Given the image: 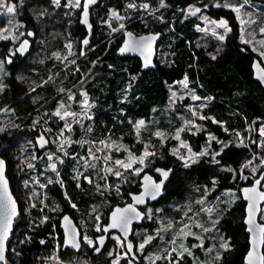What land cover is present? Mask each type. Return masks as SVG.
<instances>
[{"label": "trees", "instance_id": "1", "mask_svg": "<svg viewBox=\"0 0 264 264\" xmlns=\"http://www.w3.org/2000/svg\"><path fill=\"white\" fill-rule=\"evenodd\" d=\"M5 1L19 4L21 0ZM50 1L26 0L24 6L19 8V20L23 22L24 32L33 30L39 36L43 19L47 20L52 29L67 32L69 39L75 41V48L82 56L80 52L81 40L87 32L80 25L81 11H78L72 21L65 25L63 9H53ZM250 1L258 4L264 3V0ZM162 3L164 6H161ZM208 3L211 1L100 0L92 11L94 33L91 47L96 46V48L90 53V60L83 71L78 70L73 74L77 80L85 77L84 84L91 95V100L96 101L95 116L93 117L96 127L90 131L79 129L75 132L76 137L82 135L83 138H88L89 145H92L91 141L93 140L97 142L121 141L125 147L136 153H140L144 142L147 141L149 142L147 147L157 150V154L152 157L149 163V168H153L155 164L167 169L173 168L165 195L153 207V209H161V211L158 215H153L152 222L145 221V229L140 231L138 239H144L146 236L154 238L146 245L141 254L138 252V261L130 257L119 259L114 240L109 242L100 255L93 256L92 259L80 253L66 254L62 248L61 228L58 224L56 225L53 216L61 210L60 206L65 207L66 211L71 214L75 210L69 205L64 189L58 184L49 185L45 192L48 197L46 205L42 202L43 198H40L37 206L30 204L33 189L26 181H32L35 174L40 175L43 172V165L39 164L36 170L29 167L31 157L24 161L21 159L19 142L27 135L29 137L32 132V143L28 144L27 148L31 150L32 154H40L37 152L33 140L36 130L28 128H26L28 130H22L21 125L13 124L0 135V155L7 161L12 187L15 192L17 191L20 199H23L26 208L23 209L22 217L15 225L14 240L11 242L5 264H46L55 255L61 259L62 264H71V262L79 260H85L87 264H114L115 259H118L117 264H170L171 261L166 258V254L157 262L149 263L147 261V256L150 253H162L170 248L168 239V247L161 250L156 249L160 241L159 234L155 233L158 219H165L177 226L182 224V227L187 219L190 220L192 216L193 218L197 217L194 212L186 217L182 215V208L189 200L191 192H201L200 194L212 204L228 191L235 193L236 200L232 204L230 201L223 203L215 217L218 218L216 234L228 240L229 245L222 251L216 264H245V256L249 251V235L245 225L246 201L242 190L245 186L251 185L254 178L244 179V174L248 172L246 167L248 162L253 159L260 162V159L264 158V146L263 148L257 147L260 140L258 130L264 123V88L254 78L252 70L254 57H260L248 45L240 41V25L237 17L233 10L225 7L207 6L209 10L202 12L208 13L216 20H226L231 28L221 50L214 56L208 53L213 50V45L205 47L201 44L202 33L197 28L201 24L198 19L200 14H193L196 6ZM129 4H134L135 7H129ZM144 5H148L149 9H158L157 14L147 16ZM112 8L127 16L130 22L128 29L137 34L159 31L164 33L161 40L163 44L161 57H157L156 69L143 72L138 57H121L116 54L124 39V34L111 32L109 26L105 24ZM46 11L49 13L43 17L42 13ZM24 36H27V33H24ZM212 43L213 41L210 44ZM7 47V42L0 43L2 55L7 52ZM59 47L63 50V43ZM82 59L83 57L79 62ZM25 64V58L17 55L12 66L8 67L10 75L5 79L7 89L3 95L5 104H10L15 108L20 118H27L30 114H35L36 109L40 106V104L32 105L30 103L28 90L17 82L16 74L13 71L14 67H23ZM185 78L188 79L190 87L201 99L207 97L212 99V102H206L202 109L204 120L201 123L204 126L205 134L187 136L192 147L195 151L200 152L203 144L207 141L206 134H213L216 137V140L209 145V154L189 167H185V164L170 152L174 146L172 141L163 145L158 138L154 137L157 123L154 122L140 138L136 136L134 129L135 123L139 119L150 120L153 116L159 115L154 111L157 107L166 104L169 86ZM62 83L65 87L72 84L67 78L59 79L57 84L60 86ZM59 92L60 90H54L46 98L47 100L53 99L52 110L58 101L56 96ZM22 98H26V101L23 99L24 102H22ZM171 114H174V118H172L175 122L174 125L181 124V122L175 121L176 112L173 111ZM161 116L162 120L157 125L168 128L172 121L170 116L166 117L168 114L166 115L165 112H161ZM52 118L51 128L59 131L60 123L53 116ZM29 123V121H25L23 124L28 126ZM220 123L224 126H221ZM39 127L42 128V126ZM240 132L245 139L248 137V142H244L243 145L239 144L238 134ZM78 138L80 139V137ZM102 165V160H99L95 169L89 170L93 176H96L97 171L99 173L101 186L97 193L76 190L73 168H78V166L73 158L61 162L59 172L68 195L79 207L80 215L87 216L89 214L93 217L96 209L101 213L103 223H106L108 213L114 203H121L127 196V192L139 190L141 175L119 176L118 178L113 175L108 178L103 177L100 171ZM263 171L264 165H261L256 178ZM56 176V172L45 171L42 182L48 184L49 179H55ZM201 208L202 205L199 203L195 207L199 212ZM46 217H49V220ZM203 219H208L207 214H203ZM261 222L263 221L261 220ZM189 240L192 239L189 238ZM209 241V239L206 240L205 246ZM195 252L198 256L199 249H195ZM184 258L181 264L192 263V257L185 256Z\"/></svg>", "mask_w": 264, "mask_h": 264}, {"label": "rangeland", "instance_id": "2", "mask_svg": "<svg viewBox=\"0 0 264 264\" xmlns=\"http://www.w3.org/2000/svg\"><path fill=\"white\" fill-rule=\"evenodd\" d=\"M25 1L26 0H21L19 4H15L16 8L14 13H8L6 6H0V35L7 37L6 39L0 38V43L7 42V51L12 53L14 52V45L17 44L19 40L24 36V33H26V31L24 32L23 30V22L19 20V8L24 6ZM210 1L211 3L196 6L195 8L199 9L207 6L219 8L225 7L223 6L225 4L237 6L242 2V0ZM50 2L51 6H53V9H63L62 13H64L63 15L65 19L63 21L65 25L69 24V22L72 21L73 17L77 15V12L81 9L82 6V0H80L79 7L76 6L75 0H60L59 5L53 3V0H51ZM7 4L14 3H8L5 0H0V5ZM217 4L221 6L217 7ZM225 8L233 10V7ZM144 9L147 12V16L155 15L158 12V9H149L148 7H144ZM47 13L49 12L46 11L45 13H42V16L45 17L46 15H48ZM113 13H117L120 19H117L113 15ZM234 13L240 25V41L243 44L248 45L261 58V62L264 64V55H261V53H264V44H261V41H264V33L260 32V27L264 26V3H253L249 0V4L245 5L244 8L241 9L240 14H237L235 11ZM241 18H243L244 20L255 21V23L241 24ZM198 19L201 22V24L197 27L202 33L201 44L205 47H211L213 45V50L208 53L214 56L216 52L221 50L224 44V40L231 32V28L226 20L221 19L227 22V27L230 29V31L225 33L224 28L218 27V23L221 20L212 18L206 12L198 15ZM42 24L43 25H41L40 27L39 36H37V38L34 40V49L25 58L26 64L23 67L16 66L13 68V71L16 74L17 82L21 85V87L28 90V94L30 95L28 99L30 103L32 105L40 104V106L36 109L37 112L35 114H30L27 118H20L16 109L13 108L10 104L8 106L5 103L0 104V129H3V131H0V135L5 133L6 130L10 128V126H13V124L21 125L22 130H25L26 128H28L29 130H35L38 126H42L48 134L51 133L52 135L51 141L54 144V148L51 150H47V148L42 152L41 156H38L35 153L32 154L31 150H28L27 148V145L32 143V132H29V137L27 135L23 140L19 142L21 147L20 156L23 161L31 157L29 160V165H32V168H34L35 170L37 169V166L39 164L43 165V172H41V174L38 176L37 174H35L36 176L34 177V179L27 182L30 186L34 185V187H32L33 193L31 194V205H33V202L36 199L45 197L44 188L46 184L42 182V178L45 176V171H52L53 173L56 172V178L49 179V182H57V184L61 185L62 188H64V184L61 182V178L59 175V164L63 162L67 157H71L70 152H68V144L72 142L71 135L74 129V125L77 124V122H80V118H82L83 116L84 118H87L91 124L93 120L92 118L95 116L94 109L93 113H91V110L96 104V101L89 100L88 94L90 93H88V91L86 90L81 89L78 91V93H73L74 91H68L56 102L55 107L51 112V104L53 99L51 98V100H47L46 98H48L54 90L62 91L65 88V82H63L64 84L62 83L59 86L57 84L58 80L61 78H67L70 81L72 78L73 80H76L75 76H73L74 72L78 70L83 71L84 67L88 65V62L90 60V53L94 51L96 46H90L86 50V53L88 54L83 57L81 62H79L82 56H80L78 50L75 48V41L73 39H69L67 32L52 29L48 21L44 19ZM105 24L109 26L111 32L113 33L119 32V34H125L127 31H132L128 29L130 22L127 16L121 14L114 8L110 9L108 20L105 22ZM121 25H123V27H121ZM4 29H7V31L5 32ZM213 33L216 34L214 35ZM220 35H224L223 40L219 38ZM212 41L213 43L210 44ZM245 41L248 42L245 43ZM61 43H63V50L59 47ZM162 45L163 44L160 42L158 46V58L161 57ZM0 61L3 60L0 59ZM60 65H62L61 68ZM9 75L10 70L7 68L6 63L3 61V63L0 64V86H2V88H0V102L3 99V95L5 94L6 90L5 79ZM194 96L199 97L196 91L190 87L187 78L179 82H175L173 85L169 86V96L166 104L162 107H157L154 111L159 115L153 116L150 120L139 119L135 123L134 129L136 136L139 138L142 137L145 131L151 128V125L154 122L157 124L160 123V120H162L161 112H165L166 115L168 114V116L166 117L170 116L172 120V118H174V114H171V112L174 111L176 112L175 121H179L178 123L181 122V124L175 126V122L173 120V122L171 121V124L166 121V123L170 124L168 125V128L159 127V125L156 124L154 137L158 138L163 145L169 141H172L174 143V146H172L170 152L173 153L176 158H178L184 164L185 160H187L188 164L191 165L193 164L192 160H195L197 162L200 158L208 155L210 152V143L216 140V137L213 134H206L207 141L205 144H203L202 150L200 152L194 150L187 136H196L201 133L205 134L204 126L201 123V121L204 120L202 109L206 105V102L210 103L212 102V99H209L211 97H207L208 99H193ZM23 99H25L26 101V98H22V102H24ZM60 104H64V108H60ZM69 108L75 109L68 110ZM57 110L61 112V115H63L65 111L76 113V115L70 116L67 119H61L60 117L55 115ZM52 116L56 117V119L60 123L59 131L50 129V126L52 127ZM141 120L144 121L143 125H139L138 123ZM167 120L170 119L167 118ZM25 121L30 122L28 126H25L23 124L25 123ZM220 124L221 126H224L222 123ZM261 128H264V123L261 124L258 130V133L260 135V140L257 143L258 148H263L264 146V135H261L260 133ZM51 130L53 131V133ZM157 133H159L160 135H157ZM177 136H179V139L176 138ZM238 136L240 139L239 144L243 145L244 142H248V137L245 139L241 132L238 134ZM147 145L149 146V142H144L143 148L141 149L140 153H136L135 151H132L129 148L125 147L124 143H122L121 141H95L94 146L89 145L87 147L88 153H84L78 157V161H76L78 168H73L74 173H76L77 177L80 178L83 171L89 172L90 169H95V166L98 164L99 160H102L103 167L100 171L101 176L103 177L106 176L108 178L110 175H113L114 177L118 178L119 176L125 177L128 175H141L145 172L146 168L149 167V163L151 162L152 157L157 154L156 149H150L149 147H147ZM189 149H191V151H189ZM145 151L150 153V155L144 156V162L143 164H141L139 163V158L143 156ZM200 153L206 154L199 155ZM62 154L65 155L63 156ZM213 154L215 156V153ZM15 156L17 157L16 154ZM49 157H51V159H49ZM130 157L133 159L130 160ZM181 157H185V159H181ZM188 157H191V159H187ZM116 160H121L125 164L131 163V167L124 168L120 165H117L115 163ZM252 162L255 163L253 164ZM53 164L55 165V169H53L52 167ZM261 165H264V158H261L260 162L255 161V159L248 162L246 166L248 168V172L244 174V179H255ZM117 171L120 173L119 176L115 175V172ZM98 174L99 173L97 171L96 176H94V182L96 181L100 187L101 182L99 180ZM200 193L201 192H191L188 197L189 200L187 202L185 201L186 205L184 208H182L183 217H186V215H190V213L192 212H194V215L197 214V217H190V220L187 219L182 227V224H179V226H177L174 223L165 221V219H158L159 222L156 227L155 233L159 234L160 241L157 244L156 249L161 250L166 246L168 247V245L170 246V248H167L168 250H166V252L164 251L162 253L155 254L150 253V255L147 256V261L149 263L161 260L166 254V258L171 261L170 264H177V261L179 262V264H181V262L185 259V256L193 258L191 264H216V260L219 259L222 251L228 248V240L219 237L218 234H216L218 232L216 228L218 218L215 216H217L219 208H222L223 203H226V201H230L232 204L236 200V197L234 196L235 193L232 191H228L224 194L223 197H218L212 204L209 203V200ZM199 201H203V203H200ZM198 203L202 205L200 212L199 210L195 209ZM160 211L161 209L155 210L153 208H150L148 210V213L149 215L151 214L153 216L154 214L158 215ZM262 213H264V205ZM203 214H207V220L203 219ZM94 216L95 226L98 224L96 228H99V224L103 222L102 215L95 209ZM261 220L264 223V214H262ZM185 225H187V227H185ZM197 225H200L202 227H198ZM188 233L191 234L189 235ZM140 234L141 233L137 234L138 238ZM117 237V235H114L112 238L117 245L116 253L118 258L120 259L123 257H129L124 248V243L119 237V239H117ZM147 237L148 236H146L144 239H139L138 241V252L140 254L144 251L148 243L145 245L142 251L139 249V245L143 243ZM189 238H191L192 240L190 241ZM208 239L210 241L208 245L205 246L206 240ZM224 244H227V248L222 247V245ZM181 245H183V248H181ZM184 248L190 249L191 255H189L188 252H185ZM195 249H199L198 256H196L195 254ZM181 253H183L182 256L180 255ZM117 262L118 259H115L114 264H117ZM46 264L62 263L61 259L57 255H55L49 261H47ZM71 264H87V262L85 260H79L76 262H71Z\"/></svg>", "mask_w": 264, "mask_h": 264}, {"label": "water", "instance_id": "3", "mask_svg": "<svg viewBox=\"0 0 264 264\" xmlns=\"http://www.w3.org/2000/svg\"><path fill=\"white\" fill-rule=\"evenodd\" d=\"M99 1L100 0H95L94 3H91L90 0H84V3H83V8H82V11L80 13L79 21H80V25L86 29L87 34L81 41V54L82 55H84L86 53V50L90 47L91 42H92L93 33H94V25L92 23L91 8L94 7L96 4H98ZM85 8L87 9V16L86 17L84 16V9ZM199 9H200L199 12H195V10L193 12H195V14H201L204 10H207L208 7L199 8ZM85 19L87 20V23H84ZM29 32L33 33V35H31V36L28 35V37L23 39L18 44V46L16 48L17 54L20 56H23V57L27 56L31 52L32 47H33L32 40L35 38V32L34 31H29ZM129 33H131V36L128 35ZM163 36H164V33L161 31H159V32H148V33H144V34H137L133 31H127L124 34V39H123L122 43L120 44V46L118 47L116 54L118 56H121V57H123V56L138 57L141 61V70L143 72L151 70V69H156L157 68L156 62H157V57H158V46H159ZM141 37H154V39H151L150 41H142ZM85 40L88 41L87 44L83 43ZM24 41H27L26 46L24 45ZM125 45L129 46V50L121 52V49L124 48ZM243 50H244V48H243ZM7 61H8V64H11V58L10 57L7 58ZM252 70H253L254 78L264 88V79H261V76H264V71H262V70H264V64L261 62L260 58H258V57L254 58L253 63H252ZM41 137H43L44 141H46V143H44L43 147H41V139H40ZM36 145H37L38 151L43 152L49 147L50 141L48 140V138L43 133H41L36 138ZM0 159H2L4 161L3 178L7 181L8 192L11 194L12 199L15 201L16 211L18 213L12 219L10 231L8 232L7 239L4 242V259L0 260V264H5L7 257L9 255V252H10V245H11V242L13 240V230H14L15 221L17 219H19V217L21 216V210H20L19 203L16 200V198L12 192L9 178L7 177V171H8L7 161L1 155H0ZM157 169L168 172L167 178L165 179L162 175V172L157 171ZM172 173H173V168L167 169L164 167H157L154 170V174L159 175L161 177V180L159 182H157L155 179V176L149 172L144 173L140 177V182H141L140 192L131 193V195H130L131 202L130 203H127L125 205H116L110 211L109 216H108V223L103 227L104 234L98 238V241H99L100 238L103 237L104 243L102 246L99 245V247H98L99 251L97 253L102 251L105 244L107 243L109 235L111 233L117 232L121 235L122 239L125 241L126 249L129 253V255L131 256V259H133L135 261L138 260V257L135 253V244H134L133 240L131 239L133 232H134V227L135 226H141L143 224L145 216H146L143 209L148 205V203H157L161 199V197H163L165 195V193H166L165 187L167 186V184H168V182L172 176ZM261 176H264V171L259 175V177L257 179H255L253 181V183L251 185L243 188L242 192L244 195V199H245L244 189H250V188L256 187L258 189V191L264 192V188H263L264 180L260 179ZM146 177H150L151 179L150 180L146 179ZM257 180L260 181V183L258 185L256 184ZM161 181H163V183H162V186L160 188V192L156 196L155 199H151L150 196L145 195L146 188H148L149 185H151L153 182L156 184H160ZM0 191H2V184H0ZM136 197H142L144 199V203H137V201L135 199ZM245 201H246L245 225H246V231L249 235V251L245 256V264H248L249 253L253 249V237L258 232V229H255L253 232L249 231V228L253 227L252 225L247 223L248 215H249V205H250L251 201H249L247 199H245ZM263 205H264V200L258 201V203H257V209L258 210L254 215V220H255L256 225H264V223L261 222ZM129 208H135V212L129 211L128 213H126V215L132 217L131 222L128 224V227H127V235H125V233L123 231H121V229H119V228H110L109 225L112 223V214L114 212H116L117 209L123 210V209H129ZM137 214H139L138 218H137ZM65 217H67V221L65 220ZM2 220H3V213H2V210H0V221H2ZM106 228L108 229L107 231L104 230ZM61 229H62V231L64 233V237H65L64 248H74V247L70 246V244L68 243L69 237L74 235L76 240L79 243V247L74 248V249L76 251H79L81 249V231L70 215H65L62 217ZM129 243L133 245L131 251H129L127 248V245ZM255 247H256V252L254 253V259L256 256L264 255V245L256 244ZM256 264H258V262H256Z\"/></svg>", "mask_w": 264, "mask_h": 264}, {"label": "flooded vegetation", "instance_id": "4", "mask_svg": "<svg viewBox=\"0 0 264 264\" xmlns=\"http://www.w3.org/2000/svg\"><path fill=\"white\" fill-rule=\"evenodd\" d=\"M83 3H84V0H82V6H81V9L79 10V11H82V8H83ZM95 8V6L94 7H92L91 8V14H92V11H93V9ZM203 8H205V7H203ZM209 9H207V10H204V11H208ZM29 31H33V30H28L26 33H27V36H23L20 40H19V42L17 43V44H15L14 45V52L12 53V52H9V51H7L6 53H3V55H2V51H0V59L1 60H3L5 63H6V66H7V68L8 67H11L12 66V64L14 63V60H15V58H16V56L18 55L17 54V52H16V48H17V46H18V44L23 40V39H25V38H27L28 37V32ZM37 38V33H35V38L32 40V42H33V47H32V50L34 49V40ZM82 41V40H81ZM91 46V45H90ZM81 47V46H80ZM32 50H31V52H32ZM30 52V53H31ZM80 52H81V48H80ZM29 53V54H30ZM28 54V55H29ZM88 53H85L84 55H82V57H84V56H86ZM27 55V56H28ZM18 56H20V55H18ZM27 56H20V57H23V58H26ZM8 57H10L12 60H11V64H8V61H7V58ZM255 58V57H254ZM7 61V62H6ZM46 65V64H45ZM9 77V76H8ZM85 77H83V78H81V79H79V80H77L76 79V81L75 80H73V82H72V84L71 85H68V87L66 86L65 88H64V90H62V91H60L58 94H57V96H56V98H58V100L62 97V96H64L65 94L64 93H67L68 91H74L73 93H78V91L79 90H81V89H83V90H86V91H88L87 90V88H86V86H85V84H84V82H85ZM83 83V84H82ZM81 85V86H80ZM78 87V88H77ZM81 87V88H80ZM6 89H7V87H6ZM5 92H6V90H5ZM89 93V92H88ZM89 95V100H91V95L90 94H88ZM3 103H5V100H4V98L2 99V101L0 102V104H3ZM67 104V103H66ZM68 104H69V101H68ZM9 104H7V106H8ZM6 106V107H7ZM72 109H75V108H69L68 110H72ZM93 109L94 108H92V110H91V113H93ZM51 112H52V109H51ZM52 114V113H51ZM54 115V114H53ZM54 117V116H53ZM54 118H56V117H54ZM86 119V120H85ZM93 119V118H92ZM96 127V123H94V121L92 120V123L90 124V122H89V120L87 119V118H84V116L82 117V118H80V122H77V124H75L74 125V129H73V131H72V142L70 143V144H68V152H70V158L69 157H67L65 160H67V159H74L75 161H78V157L79 156H81L82 154H84V153H88V149H87V147L89 146V144H88V142H90V140H88V138H83L82 137V135H79V136H77L76 137V131L77 130H79V129H86V130H93L94 128ZM50 129H52L51 128V126H50ZM36 133H34L33 134V140H34V144H35V147H37V145H36V138L41 134V133H43L47 138H48V140L50 141V145H49V147H48V149L47 150H51V149H53L54 148V144H53V142L51 141L52 140V135H51V133L50 134H48L47 132H46V130H44V128L42 127H37L36 129ZM49 130V129H48ZM53 130V129H52ZM55 131V130H54ZM78 137H80V139L78 138ZM92 143V146H94L95 145V141L93 140V141H91ZM76 146V147H75ZM87 146V147H86ZM86 147V148H85ZM37 149V148H36ZM38 150V149H37ZM37 152H39V151H37ZM38 156H41L42 155V152H40V154H38V153H36ZM63 156L65 155V154H62ZM66 157V156H65ZM157 167H162V166H160V165H156L155 164V166L153 167V168H149V167H147L146 168V170H145V172L144 173H146V172H149V173H151V174H153L154 176H155V179H156V181L157 182H159L160 180H161V177L159 176V175H155L154 174V170L157 168ZM93 170V169H92ZM82 171V170H81ZM143 173V174H144ZM9 167H8V171H7V177L9 178V181H10V185H11V189H12V192H13V194H14V196H15V198H16V200L18 201V203H19V206H20V210H21V214H22V212H23V209H25L26 208V206L24 205V201H23V199H20V197L18 196V193H17V191L15 192L14 191V189H13V187H12V181H11V178H10V176H9ZM143 174H141V176L143 175ZM59 175H60V178H61V182L63 183V181H62V177H61V173H59ZM45 177V176H44ZM38 178V177H37ZM75 188H76V190H78V191H81V192H83V191H92V192H95V193H97L98 192V190H99V185H98V183L95 181L94 182V176L92 175V173L90 174L89 172H84L83 171V173H82V175L80 176V178H78L77 177V174L75 173ZM258 178V177H257ZM257 178H255V179H257ZM52 179V178H51ZM254 179V180H255ZM28 182V180L26 181V183ZM50 184H57V182H49L48 184H46V186H45V188H44V196L45 197H43V200H42V202H43V204L44 205H46V202H47V200H48V197H47V195H46V191L48 190V187H49V185ZM64 184V183H63ZM59 185V184H58ZM30 186V185H29ZM140 186H141V182H140V185H139V190L138 191H135V193H138V192H140ZM249 186V185H248ZM31 188L32 187H34V185H32V186H30ZM62 187V186H61ZM246 187V186H245ZM64 191H65V197L68 199V203H69V205L72 207V208H74V210L75 211H73L72 212V214L70 213V212H68V211H66V209H65V207H63V206H60V208H61V210L58 212V214L57 215H55V216H53V220L55 221V223H56V225L58 224L59 226H60V228H61V219H62V217L63 216H65V215H70L71 217H72V219L75 221V223H76V225L79 227V229H80V231H81V249L79 250V251H76L74 248H64V244H65V242H64V239H65V237H64V233H63V231H62V229H61V231H62V235H63V241H62V248H63V250L66 252V254H72V253H80L81 255H83V256H85V257H89V259H92L93 258V256H98V255H100L104 250H105V248L108 246V244H109V242H111V241H113V236L114 235H117L120 239H121V241L124 243V248H125V250H126V252L128 253V251H127V249H126V245H125V241L122 239V237H121V235L119 234V233H117V232H114V233H111L110 235H109V237H108V240H107V243L105 244V246H104V248L102 249V251L101 252H99V253H97V251L95 250V248L93 247V246H91V245H89L88 243H87V240H85V237H87V239L88 240H92L93 242H94V244L96 245V247H99V241H98V238L101 236V235H103L104 234V232H103V227L108 223V220H107V222L106 223H103L102 221V223L101 224H99V228H96V226L98 225L97 223V225L95 226V222H94V218H95V216H93V217H91V215H87V216H84V215H80V212H79V207H78V205L75 203V202H73V200L70 198V196L68 195V193H67V191H66V187H65V184H64ZM167 189V186L165 187V190ZM131 193H133V192H127V196L125 197V199L121 202V203H114V205L112 206V208L114 207V206H116V205H125V204H127V203H130L131 202V198H130V195H131ZM39 198L38 199H36L34 202H33V205L34 206H37L38 205V202H39ZM158 203V202H157ZM157 203H148V205L143 209V211H144V213H145V219H144V222H143V224L141 225V226H135L134 227V232H133V235H132V237H131V239L133 240V242H134V244H135V253H136V255H137V257H138V241H139V239H138V236H137V234L138 233H140V231L141 230H144L145 229V227H144V224H145V221H149V222H152L153 220H152V218H153V216L150 214L149 215V213H148V210L150 209V208H153L154 207V204H157ZM112 208H111V210H112ZM110 210V211H111ZM110 211H109V213H110ZM109 213H108V216H109ZM97 216V215H96ZM22 217V215L19 217V219ZM19 219H17L16 221H15V225H17V222H18V220ZM47 220H49V217H47L46 218ZM147 219V220H146ZM15 225H14V228H15ZM13 235H14V230H13ZM13 240H14V236H13ZM12 240V241H13ZM128 255H129V253H128ZM129 257L131 258V256L129 255ZM139 259V258H138ZM138 261V260H137Z\"/></svg>", "mask_w": 264, "mask_h": 264}, {"label": "snow or ice", "instance_id": "5", "mask_svg": "<svg viewBox=\"0 0 264 264\" xmlns=\"http://www.w3.org/2000/svg\"><path fill=\"white\" fill-rule=\"evenodd\" d=\"M90 2L94 3L95 0H90ZM53 3H55L56 5H59L60 0H53ZM75 3H76L77 7L80 6V0H75ZM247 4H249V0H242V2L237 6H232L229 4H225L223 6L233 7V11H235L237 14H240L241 9L244 8V6ZM0 6H6L8 13H14L15 8H16L15 4H7V5H0ZM128 6L129 7H135L134 4H129ZM161 6H164L163 3L161 4ZM216 6L219 7L221 5L217 4ZM144 7L147 8L148 5H144ZM189 11H191V9H189ZM199 11H200V9H195V12H199ZM195 12H193V14H195ZM113 15L117 19H120L119 15L117 13H113ZM84 16L85 17L87 16V9L86 8L84 9ZM84 23H87L86 19L84 20ZM213 23H216V22H213ZM247 23H255V21L244 20L243 18H241V24H247ZM121 27H123V25H121ZM218 27L224 28L225 33L230 31V29L227 27V22L224 20L219 21ZM4 31L6 32L7 29H4ZM260 32L264 33V26L260 27ZM213 34L215 35L216 33H213ZM28 35L31 36V35H33V33L29 32ZM128 35L131 36V33H129ZM0 38L6 39L7 37L0 35ZM219 38L221 40H223L224 35H220ZM151 39H154V37H141L142 41H150ZM247 42L248 41H245V43H247ZM83 43L87 44L88 41L85 40ZM261 44H264V41H261ZM24 45L25 46L27 45V41H24ZM69 47H70V45H69ZM127 50H129V46L125 45V47L121 49V52H124ZM261 55H264V53H261ZM2 63H3V61H0V64H2ZM262 71H264V70H262ZM261 79H264V76H261ZM0 88H2V86H0ZM193 99H200V97L194 96ZM60 108H64V104H60ZM55 115H57L61 119H67L70 116H75L76 113L65 111L63 113V115H61V112L59 110H57ZM138 123H139V125H143L144 121L141 120ZM0 131H3V129H0ZM260 133H261V135H264V128L260 129ZM157 135H160V134L157 133ZM176 138L179 139V136H177ZM40 139H41V147H43V145H44V143H46V141H44L43 137H41ZM189 151H191V149H189ZM205 154L206 153H200L199 155H205ZM148 155H150V153L145 151L143 156H141L139 158V163L143 164L144 156H148ZM193 155H196V154H193ZM49 159H51V157H49ZM131 159H133V158L130 157V160ZM181 159H185V157H181ZM187 159H191V157H188ZM192 162L195 163L196 161L192 160ZM115 163L117 165L124 167V168L131 167V163L125 164L121 160H116ZM184 166L185 167L190 166L188 164L187 160H185ZM29 167H32V165H29ZM52 167H53V169H55L54 164ZM157 171H161L163 177L165 179L167 178L168 172L160 170V169H157ZM3 172H4V161L2 159H0V184H2V191H0V210H2V213H3V220L0 221V260L4 259V242L7 239L8 232L10 231L12 219H13V217H15L18 214L16 211L15 201L12 199L11 194L8 192L7 181L3 178ZM115 175L119 176L120 173L117 171V172H115ZM146 179L150 180L151 178L146 177ZM260 179L264 180V176H261ZM162 183H163V181H161L160 184H156L153 182L151 185L148 186V188H146L145 195L150 196L151 199H155L156 196L160 192V188L162 186ZM259 183H260V181L257 180L256 184L258 185ZM244 193H245V199L251 201V203L249 205V215H248L247 223L252 225L253 227H250L249 231L253 232L255 229H258V232L253 237V249L249 253L248 264H256V262H258V264H264V255L256 256L254 259V253L256 252L255 245L256 244L264 245V225H256L255 220H254V215L258 210L257 209V203H258V201L264 200V192L258 191V189L256 187H253L250 189H244ZM135 199H136L137 203H144V199L142 197H136ZM199 202L203 203V201H199ZM129 211L135 212V208H129V209H123V210L117 209L116 212H114L112 214V223L109 225V227L110 228H119V229H121V231H123L125 233V235H127V227H128V224L131 222V219H132V217L126 215V213H128ZM262 214H264V213H262ZM138 216H139V214H137V218H138ZM65 220L67 221V217H65ZM197 226L202 227L200 225H197ZM185 227H187V225H185ZM104 230L107 231L108 229L106 228ZM205 230H207V229H205ZM188 234L190 235L191 233H188ZM153 238L154 237H152V236H148L146 238V240L139 245V249L142 251L144 249L145 245L147 243H149ZM117 239H119V238L117 237ZM85 240H87V243L89 245L93 246L97 252L99 251V248L96 247V245L94 244V242L92 240H88L87 237H85ZM68 243L70 244V246H72L74 248L79 247V243L76 240L74 235L69 237ZM98 243L100 246H102L104 243V238L103 237L100 238ZM132 247H133V245L130 243L127 245V248L129 251H131ZM222 247L227 248V244L222 245ZM181 248H183V245H181ZM184 251L188 252V254L191 255L190 249L184 248ZM180 255L182 256L183 253H181ZM177 264H179L178 261H177Z\"/></svg>", "mask_w": 264, "mask_h": 264}, {"label": "bare ground", "instance_id": "6", "mask_svg": "<svg viewBox=\"0 0 264 264\" xmlns=\"http://www.w3.org/2000/svg\"><path fill=\"white\" fill-rule=\"evenodd\" d=\"M35 45V44H34ZM12 60V59H11ZM7 62V61H6ZM20 71H21V69H20ZM72 80H73V78L71 79V83H72ZM76 81V80H75ZM70 83V82H69ZM83 84V83H82ZM66 85V84H65ZM81 86V85H80ZM78 88V87H77ZM81 88V87H80ZM65 94V93H64Z\"/></svg>", "mask_w": 264, "mask_h": 264}]
</instances>
